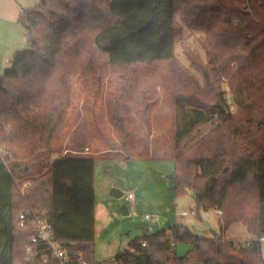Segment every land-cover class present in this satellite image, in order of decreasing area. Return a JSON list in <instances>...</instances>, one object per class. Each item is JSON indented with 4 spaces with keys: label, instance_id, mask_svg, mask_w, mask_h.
Masks as SVG:
<instances>
[{
    "label": "trees",
    "instance_id": "obj_1",
    "mask_svg": "<svg viewBox=\"0 0 264 264\" xmlns=\"http://www.w3.org/2000/svg\"><path fill=\"white\" fill-rule=\"evenodd\" d=\"M19 23L30 51L18 53L0 78V264H57L24 261L31 235L18 226L24 209L46 214L69 264H97L96 159L70 154L50 161L70 87L77 79L95 88L116 79L113 122L127 153L128 89L137 69L164 62L174 70V195L193 191L197 210L216 211L220 236L199 238L174 228L135 240L108 263L264 264V0H39L22 11ZM182 25L204 34L206 62L187 54L203 74V87L176 61ZM208 123L216 125L182 151L183 142ZM238 224L253 242L224 239ZM178 245L191 250L180 257Z\"/></svg>",
    "mask_w": 264,
    "mask_h": 264
},
{
    "label": "rangeland",
    "instance_id": "obj_2",
    "mask_svg": "<svg viewBox=\"0 0 264 264\" xmlns=\"http://www.w3.org/2000/svg\"><path fill=\"white\" fill-rule=\"evenodd\" d=\"M12 1L18 2L17 5H24L22 11L34 9L39 5V0H0V12H7ZM22 11L19 13L18 24L24 31V45L20 51L28 52L30 48L26 31L19 23ZM182 28L183 33L176 42V61L187 67L191 76L200 87H203V74L191 66L187 54L195 61L206 62L202 49L204 34L200 31L188 30L183 25ZM0 34H2L0 36L1 52V47L5 45V36L9 37L11 33L3 30ZM14 37L22 39L21 31L15 33ZM3 64L0 61L2 74L10 69L9 64L1 68ZM173 77L174 70L167 62L137 69L123 105L127 153L122 150L124 141L113 122L117 100L116 79L107 78L97 88L90 80L85 79H77L71 84V101L62 127L52 143L50 161L70 154L89 155L96 159L94 189L98 219L95 246L97 256L99 258L100 255L103 262H110L118 252L126 250L135 240L152 236L163 230L170 234L176 227L188 229L199 238L212 239L220 236V220L217 212L197 210L193 191H186V194L180 198L170 195L171 178L175 172L174 163L170 159L173 146V97L171 95L174 87ZM222 89L225 90L226 97L230 98L226 82ZM147 107V117L129 116L131 111H138L141 114V110ZM235 111L236 107L232 106L230 112L233 114ZM145 125L147 129L144 128ZM215 125L216 123H208L196 128L183 142L182 151L190 148ZM106 152L108 153L103 155ZM128 154L137 159L134 161L127 159ZM111 184L120 185L122 193L130 189V186H132L131 190L139 189L136 192L137 198H141L146 204L141 206L143 211H140V215L143 219L140 217L125 219L122 216L123 200L111 196V188H109ZM170 199L173 202L168 211L172 222L166 224L164 205H168ZM110 205L113 206V211L109 215ZM180 213H186L187 216L181 217ZM145 216L149 217L150 221H145ZM112 218L113 224L110 227L105 226L107 220ZM159 222L164 225L163 229L157 227L153 231L150 230ZM237 226H240L242 233L236 230L237 227H231L226 233L227 241L246 246L248 240L253 238L247 235L242 225ZM146 230L148 232L144 234ZM182 246L186 247V245ZM187 248L178 255L180 257L185 255ZM261 253L264 259V241L261 243Z\"/></svg>",
    "mask_w": 264,
    "mask_h": 264
},
{
    "label": "crops",
    "instance_id": "obj_3",
    "mask_svg": "<svg viewBox=\"0 0 264 264\" xmlns=\"http://www.w3.org/2000/svg\"><path fill=\"white\" fill-rule=\"evenodd\" d=\"M15 1V0H14ZM18 3V2H17ZM17 3H15V2H10V4H9V9H8V11L7 12H5V11H3V12H0V25H1V29H0V33H1V31L3 32V30L4 31H7V32H9V33H11V36H9V37H6L5 36V45H3L2 47H1V52H0V61L2 62V63H4L3 64V66L1 67V68H4V66H5V64H9L10 65V67H11V62H12V60H13V58L18 54V53H21V52H24V51H20V50H22V48H23V45H24V42H23V37H24V31H23V29H22V27L18 24V18H19V13L23 10V7H24V5H21V4H19V5H17ZM23 4V3H22ZM16 5V6H15ZM3 13V14H2ZM4 26H5V28H4ZM17 29H19V30H17ZM22 29V30H21ZM19 31H21V33H22V39H19V38H15L14 37V34L15 33H18ZM2 34H0V36H1ZM6 72V71H5ZM4 72V73H5ZM0 74H2L1 72H0ZM3 75V74H2ZM125 101V100H124ZM123 105H124V103H123ZM124 107V106H123ZM129 116L130 117H137V116H141V117H147L148 116V107H147V109H142L141 110V114H139V112L137 111V112H133V111H131L130 112V114H129ZM123 117H124V109H123ZM145 129H147V127H146V125H145V127H144ZM141 132V131H140ZM137 146V145H136ZM123 147V146H122ZM138 147V146H137ZM87 150V149H86ZM108 152H106V153H104L103 155H106ZM62 157V156H61ZM59 158V157H58ZM133 159V161L134 160H136L137 158H132ZM132 161V162H133ZM94 177H95V173H94ZM95 179V178H94ZM138 184L140 185L141 184V181L140 182H138ZM172 184V183H171ZM129 185H132V184H129ZM131 187L132 186H130V189H128L127 191H125V193H122L121 192V190H122V187L120 186V185H114V184H111V185H109V188H111L110 189V194H111V196L112 197H114L112 194L114 193L116 196H117V198L116 197H114V198H116V199H118V200H123L122 201V204H123V206H122V208H121V214H122V216L125 218V219H130L131 217L132 218H141V219H143L142 218V215H140V211L142 210L143 211V209H141V206H143V205H146L145 204V202H143L142 200H141V198L140 199H138L137 198V195H136V192L137 191H139V189H132V190H134V191H132L131 190ZM94 188H95V180H94ZM172 193V194H171ZM170 193V195H173L174 197H175V195H174V190H173V185H172V192ZM96 194V193H95ZM130 194H132L133 195V197H134V199H133V201L132 202H126L125 201V197L127 196V195H130ZM173 202V200L172 199H170V202L168 203V205H164L165 207H166V224L167 223H169V222H172V219L170 218V213H169V211H168V209H169V207L171 206V203ZM110 204V203H109ZM168 207V208H167ZM140 208V209H139ZM112 211H113V206H109V208H108V214L110 215L111 213H112ZM181 214V213H180ZM147 216V215H146ZM144 217V219H145V221L146 220H148V221H150V218L149 217ZM181 217L183 216L182 214L180 215ZM183 217H185V216H183ZM152 218V217H151ZM97 219H98V211H97V207H96V205H95V240H96V223H97ZM113 218L112 219H109V220H107V222H106V224H105V226H107V227H110L112 224H113ZM152 226V225H151ZM164 225H161V223L159 222V224H154L153 226H152V228L150 229V230H154L155 228H157V227H159L160 229H163L164 227H163ZM232 227H237L236 228V230L238 231V232H241L242 233V229L240 228V226H237V225H234V226H232ZM176 228H179V227H176ZM239 229V230H238ZM149 230V231H150ZM148 232V230H146L145 232H144V234H146ZM160 232H166V231H160ZM160 232H158V233H160ZM228 232V231H227ZM226 232V233H227ZM158 233H156V234H158ZM226 233L224 234V239H226V240H228L227 239V237H226ZM155 235V234H154ZM247 235H248V233H247ZM251 237V236H250ZM253 238V237H252ZM254 241V239H251L250 241L248 240V242H247V244H249V243H251V242H253ZM235 243V242H234ZM237 244V243H236ZM241 244V243H240ZM188 247V248H187ZM186 248H187V252L185 253V255L191 250V247H189V246H186V247H184V246H182V245H178L177 247H176V251H177V254H180V252L181 251H184V250H186ZM185 255H183V256H185ZM114 258H112V260H113ZM111 260V261H112ZM96 262L97 263H99V264H103V263H108V262H103V261H101V259H100V255H99V258H98V256H97V253H96Z\"/></svg>",
    "mask_w": 264,
    "mask_h": 264
},
{
    "label": "built area",
    "instance_id": "obj_4",
    "mask_svg": "<svg viewBox=\"0 0 264 264\" xmlns=\"http://www.w3.org/2000/svg\"><path fill=\"white\" fill-rule=\"evenodd\" d=\"M1 77L2 74H0ZM133 199L132 194L125 197L126 202H132ZM182 215L187 216L186 213ZM18 226L20 229L28 230L31 233L25 247V262L32 258H38L43 262L55 261L57 264H69L65 252L53 240L52 226L48 222L45 213L34 209H24L19 214ZM79 264L88 263L80 261Z\"/></svg>",
    "mask_w": 264,
    "mask_h": 264
},
{
    "label": "water",
    "instance_id": "obj_5",
    "mask_svg": "<svg viewBox=\"0 0 264 264\" xmlns=\"http://www.w3.org/2000/svg\"><path fill=\"white\" fill-rule=\"evenodd\" d=\"M222 112H223V110H222ZM112 195L117 198V196L114 193Z\"/></svg>",
    "mask_w": 264,
    "mask_h": 264
}]
</instances>
